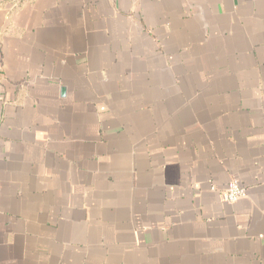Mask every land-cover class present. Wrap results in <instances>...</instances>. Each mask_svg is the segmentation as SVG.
Masks as SVG:
<instances>
[{
    "label": "crops",
    "instance_id": "obj_1",
    "mask_svg": "<svg viewBox=\"0 0 264 264\" xmlns=\"http://www.w3.org/2000/svg\"><path fill=\"white\" fill-rule=\"evenodd\" d=\"M0 264H264V0H0Z\"/></svg>",
    "mask_w": 264,
    "mask_h": 264
},
{
    "label": "built area",
    "instance_id": "obj_2",
    "mask_svg": "<svg viewBox=\"0 0 264 264\" xmlns=\"http://www.w3.org/2000/svg\"><path fill=\"white\" fill-rule=\"evenodd\" d=\"M246 194L245 186L236 179L227 182L224 188L225 200L234 202Z\"/></svg>",
    "mask_w": 264,
    "mask_h": 264
}]
</instances>
